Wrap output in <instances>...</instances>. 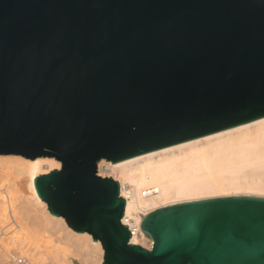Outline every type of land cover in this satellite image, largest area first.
Instances as JSON below:
<instances>
[{
	"label": "water",
	"instance_id": "obj_1",
	"mask_svg": "<svg viewBox=\"0 0 264 264\" xmlns=\"http://www.w3.org/2000/svg\"><path fill=\"white\" fill-rule=\"evenodd\" d=\"M264 116V0H0V154L53 157L50 213L103 264H264V197L171 204L129 242L116 161Z\"/></svg>",
	"mask_w": 264,
	"mask_h": 264
},
{
	"label": "bare ground",
	"instance_id": "obj_2",
	"mask_svg": "<svg viewBox=\"0 0 264 264\" xmlns=\"http://www.w3.org/2000/svg\"><path fill=\"white\" fill-rule=\"evenodd\" d=\"M42 164L48 169L60 167L53 157L30 159L0 154V193L17 181L20 188L28 191L30 200L45 209L50 221L64 225L63 218L50 213L36 191L34 178ZM102 164L118 179L119 194L125 200L121 220L130 229L129 242L149 249L153 239L140 223L156 208L212 197H264V116L116 161H97L98 167ZM7 217L0 212V264H45L47 251L39 249L42 246L37 245L38 240L26 244L28 235L22 228L13 230L14 219ZM66 228L79 246L96 248L102 257L98 239L95 241L87 232L74 231L67 224ZM6 233L9 237L5 238ZM12 247L18 249L19 255ZM68 251L72 252L54 244L50 255L46 254L52 255L53 264H79Z\"/></svg>",
	"mask_w": 264,
	"mask_h": 264
},
{
	"label": "rangeland",
	"instance_id": "obj_3",
	"mask_svg": "<svg viewBox=\"0 0 264 264\" xmlns=\"http://www.w3.org/2000/svg\"><path fill=\"white\" fill-rule=\"evenodd\" d=\"M41 168L42 169L37 173V175L41 173H47L51 170L48 169L45 164H42ZM96 173L103 177H109L110 175L111 178L118 182V179L111 174L106 164H102L100 167L97 165ZM0 212H2L3 215L8 216V219L10 217L14 219L13 223L15 226L13 230L22 228V230L25 232L24 234L28 235V238L25 241L26 244H31V242H35V240L37 243L38 240L37 245L39 247L40 245L42 246L39 249L47 251L44 252L46 255V258L43 260L45 264L54 263L53 260H51L52 255L49 257L47 255L51 253L54 244H58L61 247H68L69 250H72L71 253H69V251L68 253L70 257H72L71 259L78 262L79 264H85L87 262L88 264H101L102 257H100V253L96 248H84L82 245L79 246L80 243L74 241V239L70 238V235H68L66 224L61 225L56 224L54 221H50V219L47 217L45 209L32 202L29 198L28 191L26 189L20 188L17 181L15 184L8 185L6 190L0 193ZM38 227L41 228V231L39 229V232L37 233L36 229ZM42 229H46V231L43 232ZM4 237H9V233H6ZM34 237L35 239H33ZM40 239L41 241L39 242ZM88 244L91 245V243ZM47 245H49V247ZM46 246L50 249H45ZM12 249L17 255H19L17 248L12 247ZM59 254L61 253L59 252Z\"/></svg>",
	"mask_w": 264,
	"mask_h": 264
},
{
	"label": "built area",
	"instance_id": "obj_4",
	"mask_svg": "<svg viewBox=\"0 0 264 264\" xmlns=\"http://www.w3.org/2000/svg\"><path fill=\"white\" fill-rule=\"evenodd\" d=\"M129 228V227H128ZM130 230V229H129Z\"/></svg>",
	"mask_w": 264,
	"mask_h": 264
}]
</instances>
